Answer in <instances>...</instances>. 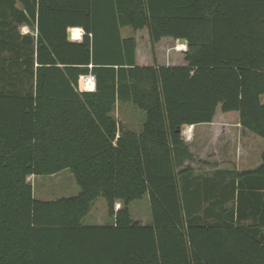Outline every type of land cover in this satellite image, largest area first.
<instances>
[{
	"label": "trees",
	"instance_id": "obj_1",
	"mask_svg": "<svg viewBox=\"0 0 264 264\" xmlns=\"http://www.w3.org/2000/svg\"><path fill=\"white\" fill-rule=\"evenodd\" d=\"M262 95L264 0H0V264H264V148L217 169L231 178L203 205L183 179L211 163L181 135L226 115L264 139ZM63 169L79 192L36 199L28 176ZM98 197L114 220L85 224Z\"/></svg>",
	"mask_w": 264,
	"mask_h": 264
},
{
	"label": "crops",
	"instance_id": "obj_2",
	"mask_svg": "<svg viewBox=\"0 0 264 264\" xmlns=\"http://www.w3.org/2000/svg\"><path fill=\"white\" fill-rule=\"evenodd\" d=\"M23 27L29 30L27 26L23 25ZM68 39L71 41L81 40V38L79 40H74L71 37H69ZM161 56L162 57H160L159 60H164V62L166 63L172 62L171 60H173L172 57H169V59H167L165 55H161ZM143 122L141 123V126ZM140 129L136 131H140ZM240 130L241 128L237 124V121L233 120L231 117L226 115L220 117L217 120L215 118L214 121L211 123H203L197 125H183L181 127V132H182L181 135L183 139L191 143V151L194 154L199 155L200 158L211 163V165H204V166L201 165L199 166V168H195L191 174L186 175L185 179H183L184 180L183 184L185 185V188L188 189L189 193L197 192L196 194L198 200L196 202H199V204L202 203L203 205H207L208 204V201H206L207 197H210V199L214 200L215 197L218 196L217 194L218 191L222 188L223 178H227V177L231 178V176H228L229 174L227 173L221 174L217 169L219 168L233 169V167H235L236 169L253 168L259 164L260 154L262 149L264 148V144L258 141V139H256V137H254L252 133H247L243 136H239V134L241 133L239 132ZM219 134H222V139L226 140L227 142L226 143L227 147L225 151H223V149L220 146ZM247 138L249 139V143L245 142ZM253 142H258L259 146L257 147L255 143L252 146ZM236 147L245 148L247 150L245 151L244 156L253 155L254 153L255 156L254 159L250 160V163L252 162L251 165L246 166L244 168L238 167L240 163V150L237 152ZM31 176L32 178L33 176L35 177V175H31ZM226 182L227 181H224V183ZM97 199L94 200V202L91 204L90 210L87 214V216H89L92 220V222L89 223L91 225H103L107 223V221L105 222L104 220H108V216L105 212L106 206L104 207L105 209L104 211H102L101 214L99 213L100 210L95 208ZM231 203H233V200L229 204ZM99 204L101 205V203ZM121 204H122L121 200H116L114 202V206H116V209L114 208V211H116L117 208L119 209L121 207ZM200 211L201 210L198 209V213H200ZM112 217L113 219L112 218L109 219L108 222L109 224L112 223L114 220V216ZM211 218L212 216L209 219ZM147 219H148L147 222H142V223L149 222V215ZM251 221L252 218L250 216L246 219H243L241 223L248 224Z\"/></svg>",
	"mask_w": 264,
	"mask_h": 264
},
{
	"label": "rangeland",
	"instance_id": "obj_3",
	"mask_svg": "<svg viewBox=\"0 0 264 264\" xmlns=\"http://www.w3.org/2000/svg\"><path fill=\"white\" fill-rule=\"evenodd\" d=\"M19 29L21 33H25V31H28L23 26H20ZM133 33L134 32L132 28L129 26L121 28V34L124 37L132 36ZM137 36L139 37L138 38L139 46L144 47L147 44V40L144 39V36H145L144 31L141 34H138ZM177 43L178 41L175 40L174 42L175 47H177ZM181 46L183 45L181 44ZM181 46L178 45V47H181ZM79 89L83 90L80 86H79ZM261 100L262 102H264V95L261 96ZM113 115L123 128H130L134 130H139L141 127V123L145 120V112L142 109L136 106H133L131 103L117 102L113 110ZM219 135H220V142H219L220 146L223 149V151H225L227 147L226 145L227 142L226 140L222 139V134H219ZM256 138L262 143H264V139L258 136H256ZM245 142L249 143V139L247 138ZM254 143L257 147L259 146L258 142H253L252 146L254 145ZM244 147H245V144H244ZM236 148H237V152L240 150V163L238 167L244 168L246 166L251 165L252 162L250 163V160L254 159L255 157L254 153L253 155L244 156L245 151L247 150L245 148H239V147H236ZM27 179L32 184L33 196L39 200L46 201V200H53L59 197L73 196L79 192V186L74 178L73 173L69 169H63L62 171L55 173V174H51V175H37L35 177L33 176V178L30 175L28 176ZM99 203H101V205ZM105 206H106L105 200L103 199V197H99L97 199L95 208L100 210L99 211L100 214L106 208L105 212L108 216V220H104V221L105 222L107 221L108 223L109 219L111 218L113 219V217L109 215L107 206L106 207ZM114 208L116 209V206H114ZM129 212L133 220H138L141 223L147 222L148 220L147 218L149 215V221H150L148 195L145 194L142 198L134 200L133 203L129 204ZM82 221L85 224H89L90 222H92L91 218L87 215L82 219Z\"/></svg>",
	"mask_w": 264,
	"mask_h": 264
},
{
	"label": "water",
	"instance_id": "obj_4",
	"mask_svg": "<svg viewBox=\"0 0 264 264\" xmlns=\"http://www.w3.org/2000/svg\"><path fill=\"white\" fill-rule=\"evenodd\" d=\"M67 36H68V38L69 37H71V32L68 30L67 31ZM179 42H181V43H185L186 45H187V41H186V39H184V38H179V39H177ZM91 77L94 79V81H95V78H94V76H92L91 75ZM79 86L81 87V79H79ZM84 90V89H83ZM180 130V129H179Z\"/></svg>",
	"mask_w": 264,
	"mask_h": 264
},
{
	"label": "bare ground",
	"instance_id": "obj_5",
	"mask_svg": "<svg viewBox=\"0 0 264 264\" xmlns=\"http://www.w3.org/2000/svg\"><path fill=\"white\" fill-rule=\"evenodd\" d=\"M179 46H181V44H179ZM186 48V47H185Z\"/></svg>",
	"mask_w": 264,
	"mask_h": 264
}]
</instances>
